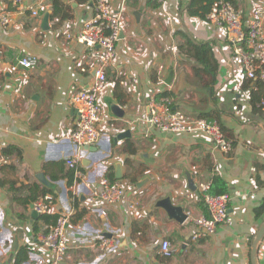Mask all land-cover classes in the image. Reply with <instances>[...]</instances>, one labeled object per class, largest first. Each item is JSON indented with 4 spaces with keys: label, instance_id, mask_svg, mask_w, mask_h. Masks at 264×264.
Here are the masks:
<instances>
[{
    "label": "crops",
    "instance_id": "crops-1",
    "mask_svg": "<svg viewBox=\"0 0 264 264\" xmlns=\"http://www.w3.org/2000/svg\"><path fill=\"white\" fill-rule=\"evenodd\" d=\"M107 1L123 15L121 35L99 97L101 139L84 151L80 167L90 186L110 177L126 188L113 205L91 204L84 181L75 192L66 164L77 151L70 140L77 120L71 99L94 83L92 55L99 53L75 38L94 16L96 0H43L42 8L38 0H23L22 7L0 0V12L13 21L0 24V264H49L38 240L49 224L33 217L43 190L53 199L49 215L71 217L64 264H252L253 242L264 225V104L252 103L257 81L246 78L225 29L188 13L191 0ZM236 8L251 21L264 0H237ZM182 34L207 45V64L185 52ZM24 57L36 60L35 69L11 72ZM153 97H170L189 117L216 120L233 150H217L202 132L157 130L146 108ZM216 178L232 197V221L194 239L197 227L171 219L158 203L170 198L186 214L207 215L200 186ZM102 238L115 240L110 251L101 249ZM163 241L171 244L170 257L161 254ZM258 264H264V238Z\"/></svg>",
    "mask_w": 264,
    "mask_h": 264
},
{
    "label": "built area",
    "instance_id": "built-area-1",
    "mask_svg": "<svg viewBox=\"0 0 264 264\" xmlns=\"http://www.w3.org/2000/svg\"><path fill=\"white\" fill-rule=\"evenodd\" d=\"M164 4L167 0H156ZM16 5L22 7L23 0H14ZM39 8L43 7V0H38ZM33 16H38V11H33ZM264 10L261 8L253 11L252 20L245 22L242 12L227 1L215 2L206 21L212 26L223 28L227 33V40L234 49L235 58L241 62L247 79L264 82ZM123 15L114 14L107 0H96L95 14L89 20L83 30L75 38L76 41L88 48H99V53L93 54L96 62V74L94 83L88 89H82L74 93L71 103L77 111V120L71 131L70 140L77 151L74 156L67 159L66 164L74 173L75 192L79 189L80 181L88 190V201L91 204L98 202L113 205L121 202L126 197V188L118 181H112L102 177L93 186H90L81 167L80 160L85 147L96 145L101 134L98 125L102 122V108L99 103L100 93L108 84L106 75L107 67L112 63L116 54V44L121 35ZM12 18L7 12H0V24L8 27L12 24ZM36 60L24 57L11 67V72L16 73L21 68L33 70ZM163 66L160 67L162 69ZM146 108L149 114L148 122L157 130L173 133L202 132L212 141L214 147L228 154L233 150V143L228 139L220 124L205 118H192L180 110L173 108V100L170 97L157 99L153 97ZM211 185L200 186L201 201L204 204L207 215L194 216L187 212V221L192 222L198 229L194 239L201 236L213 235L221 225L229 224L232 219L229 214V204L232 197L229 193L213 195L210 193ZM194 193L188 195L193 200ZM53 207V199L45 195L37 200L34 211L40 216L49 215ZM70 215L62 214L54 225H48L47 230L39 234L38 240L49 252L51 259L49 264H64L68 259L67 230L70 224ZM115 244L113 238H102L100 247L104 251H110ZM161 254L164 257L172 255L169 241L161 244Z\"/></svg>",
    "mask_w": 264,
    "mask_h": 264
},
{
    "label": "trees",
    "instance_id": "trees-1",
    "mask_svg": "<svg viewBox=\"0 0 264 264\" xmlns=\"http://www.w3.org/2000/svg\"><path fill=\"white\" fill-rule=\"evenodd\" d=\"M218 1H221V0H191L189 5L187 6L188 13L190 15L197 16L202 19H206L208 13L211 11L212 5ZM223 1L230 2L234 5V7H237V0H223ZM57 6H58V3L55 4V9H56L55 15L59 13ZM182 37L185 39V45L183 46V49L185 50V52L188 53V55L190 56L194 55L195 53L196 55L195 58L199 59L204 64H207V62H209V52H210L209 49L207 48V45L206 44L198 45L196 42L192 41L184 34H182ZM256 84H257L256 88L259 90V92L252 93V103L253 104L263 103L264 104V82L257 81ZM73 181H74V173L72 171L70 175V184ZM210 193L213 195H220V194H224L228 192H227L226 186L223 185L220 179L216 178L214 180V183L211 185ZM46 194H49V191L47 190L41 191V195L45 196ZM57 219H58V216H51V215L42 216V220L44 221V223H47L49 225H54ZM27 252H28V249L24 248L21 251V255L26 256ZM17 264H20V262H17Z\"/></svg>",
    "mask_w": 264,
    "mask_h": 264
},
{
    "label": "water",
    "instance_id": "water-1",
    "mask_svg": "<svg viewBox=\"0 0 264 264\" xmlns=\"http://www.w3.org/2000/svg\"><path fill=\"white\" fill-rule=\"evenodd\" d=\"M49 16H50V14L47 13L45 15V17H44V20H43V29L44 30H48L49 29ZM96 70L97 69H95V74H96ZM169 82L170 81H168V83ZM113 106L115 107V109L119 108L117 105H113ZM116 115H117L118 118H122L124 116V115H122V111L120 113L116 114ZM126 135L129 136V134H127V133H124V134H122L120 136H126ZM89 148H90V146L89 147H85L84 150H88ZM119 164H118V167H119ZM117 172H118V175L121 176L120 169H118ZM39 178L42 179L43 176H40ZM117 178H120V177H117ZM187 179H188V182H189V189L191 191L195 192L197 190V185L195 184V182L192 179V177L190 176V174L188 175ZM43 183L47 187H51L52 186V185H49L50 183H48L46 180H43ZM158 207H160L162 209H165L166 212L168 213L169 217L171 219H174L175 221L179 222L180 224H183L184 222L187 221V215H186V213L184 211V207L183 206L174 205L170 198H166V199L160 201L158 203ZM33 217H35V218L38 217L36 212L33 214ZM263 238H264V225L260 228V230L257 233V236H256V238H255V240L253 242V248H252V254H251L252 264H258L259 246H260V243L262 242Z\"/></svg>",
    "mask_w": 264,
    "mask_h": 264
}]
</instances>
